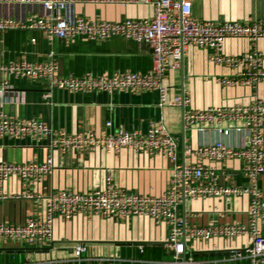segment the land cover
<instances>
[{"label": "crops", "instance_id": "crops-1", "mask_svg": "<svg viewBox=\"0 0 264 264\" xmlns=\"http://www.w3.org/2000/svg\"><path fill=\"white\" fill-rule=\"evenodd\" d=\"M32 7L33 4L18 0H0V17L22 19ZM37 8L42 10L40 6ZM73 10L90 19L106 21L148 17L153 13L150 4L122 3L120 0H75ZM192 14L212 22L230 20L247 23L264 20V0H192ZM254 47L264 52V39L252 43L246 38H227L222 54H243ZM51 50L63 74H100L116 70L144 72L152 65L151 51L147 44L121 37L95 41L77 36L68 43L60 39L50 43L38 30L11 28L0 31V60L10 61L24 56L28 60L40 61L47 59ZM236 72V68L213 60L210 49L189 46L181 65L167 72L163 84L168 90L169 99L176 94L187 93L193 109L264 102V81L254 86H224L219 83L221 78L233 77ZM13 90L23 92L24 101L7 106L11 116L39 119L68 134L109 130L105 125L107 120L112 122L111 129L120 127L145 132L151 121L162 119L175 140L177 163L210 167L213 175L207 181L219 185L240 186L247 182L241 172L243 162L240 158L215 160L196 153L200 146L216 140L237 147L244 142V131L224 135L213 127H184L181 106L159 105V96L154 90L69 93L57 88L49 89L40 82L24 80L13 81ZM236 125L234 122L222 124L224 127ZM47 156L52 158L53 167L42 182L23 183L15 176L4 182L1 192L8 197H0V221L18 222L41 214L42 199L36 197V194L46 195L62 189L84 192L100 188L104 186L108 174L111 175L113 185L122 190L157 195L167 188L173 171V162L162 153L149 156L126 148L117 154L103 148L84 152L60 151L50 149L44 142L0 136V160L43 161ZM258 185L264 196V174L259 175ZM25 191L33 196L13 197ZM248 199L247 195L186 199L177 205L176 214L179 218H185L189 226L245 223L248 218ZM258 224L264 235V221ZM167 232L168 224L165 220L155 222L140 216L103 218L76 215L70 220L56 217L52 241L38 247L0 241V255L4 256V261L11 262L6 264L68 259L72 256L74 246L85 243L91 254L131 256L137 255L138 244H143L144 257L155 259L154 255H170L161 243ZM247 243L245 236H215L208 240L195 238L187 243V250L199 264H245L244 260L232 259L230 250L244 248Z\"/></svg>", "mask_w": 264, "mask_h": 264}, {"label": "built area", "instance_id": "built-area-1", "mask_svg": "<svg viewBox=\"0 0 264 264\" xmlns=\"http://www.w3.org/2000/svg\"><path fill=\"white\" fill-rule=\"evenodd\" d=\"M33 4L22 18L0 17V31L11 28L38 30L48 42L63 40L68 43L77 36L87 40H108L121 37L125 40L145 43L152 57L151 68L144 71L116 70L112 73L81 75L63 74L54 51L48 58L28 60L24 56L0 60V136L11 139H30L44 142L50 149L84 152L103 148L117 154L126 148L135 153L155 155L162 153L173 162V171L167 188L157 195L133 193L113 185L111 175L105 178L103 187L84 192L68 189L52 191L46 195L36 194L41 200V214L22 221H0V241L8 243L26 242L31 246H43L53 240V224L56 217L70 220L76 215L103 218L147 217L155 222L165 220L168 232L161 242L169 258L144 257L145 247L138 244V254H91L85 243L74 246L68 259L54 258L27 261L24 264H68L71 262H95L97 264H199L187 250V243L195 238L205 240L219 236L236 238L245 236L244 248L231 249V258L244 260L245 264H264V235L259 222L264 221V196L258 185V177L264 174V102L248 105L234 104L225 107L193 109L186 93L167 98L163 84L167 72L181 65L189 46L211 50V58L237 72L233 77L219 80L224 86L256 85L264 81V52L255 47L247 53L226 56L222 48L227 38H246L252 43L264 39V20L243 23L222 20L217 22L200 19L192 14V0H120L122 3H145L153 7L152 15L129 18L121 21L93 20L76 14L75 0H18ZM40 6L42 10L37 7ZM36 81L49 89L57 88L69 93H99L112 91L140 92L154 90L159 96V105H178L182 108L184 127H213L219 133L230 135L244 131V142L232 147L216 140L197 148L196 153L204 157L222 160L238 157L242 160L241 172L246 177L245 185H219L207 180L213 175L210 167L187 165L176 162V143L162 119L151 121L145 132L112 128L100 133L90 131L66 133L52 128L42 120L11 116L9 104L24 101V93L13 90V81ZM226 122L237 125L222 126ZM190 152L189 149L186 150ZM50 156L43 161L8 162L0 160V197L2 185L15 176L23 183L42 182L52 172ZM248 196L247 221L218 226H189L185 218L176 214L178 204L186 199ZM32 197L29 192L13 195L15 198ZM6 264V263H5Z\"/></svg>", "mask_w": 264, "mask_h": 264}, {"label": "rangeland", "instance_id": "rangeland-1", "mask_svg": "<svg viewBox=\"0 0 264 264\" xmlns=\"http://www.w3.org/2000/svg\"><path fill=\"white\" fill-rule=\"evenodd\" d=\"M22 244H23V246L30 247V245L28 243H26V242H23ZM146 255H148V254H146ZM161 257H163V256H161V255H158V256L154 255V258H161ZM164 258L166 259V258H169V257L164 256ZM11 261L14 262L13 260H11ZM0 262H2V263H5V262L6 263H11L9 261H4V256L3 255H0Z\"/></svg>", "mask_w": 264, "mask_h": 264}]
</instances>
